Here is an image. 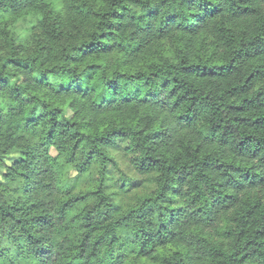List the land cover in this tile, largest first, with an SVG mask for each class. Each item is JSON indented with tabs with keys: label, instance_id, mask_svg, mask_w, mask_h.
Instances as JSON below:
<instances>
[{
	"label": "trees",
	"instance_id": "1",
	"mask_svg": "<svg viewBox=\"0 0 264 264\" xmlns=\"http://www.w3.org/2000/svg\"><path fill=\"white\" fill-rule=\"evenodd\" d=\"M0 174V264H264V0H0Z\"/></svg>",
	"mask_w": 264,
	"mask_h": 264
},
{
	"label": "rangeland",
	"instance_id": "2",
	"mask_svg": "<svg viewBox=\"0 0 264 264\" xmlns=\"http://www.w3.org/2000/svg\"><path fill=\"white\" fill-rule=\"evenodd\" d=\"M17 27H18V32H25L28 26H27V23H25V22H23V21L20 20L18 22V26ZM51 152L54 154V151L53 150ZM12 157H14L13 154L10 155L9 157H6L4 159V162L6 164H10L12 162ZM122 169H124V167H122ZM2 182H3V178H2V176L0 174V183H2Z\"/></svg>",
	"mask_w": 264,
	"mask_h": 264
}]
</instances>
